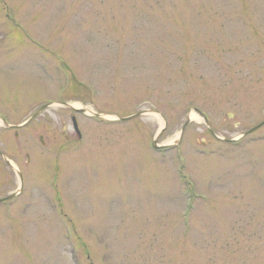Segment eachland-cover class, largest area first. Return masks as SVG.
Returning a JSON list of instances; mask_svg holds the SVG:
<instances>
[{"label": "rangeland", "instance_id": "rangeland-1", "mask_svg": "<svg viewBox=\"0 0 264 264\" xmlns=\"http://www.w3.org/2000/svg\"><path fill=\"white\" fill-rule=\"evenodd\" d=\"M0 152V264H264V0H0Z\"/></svg>", "mask_w": 264, "mask_h": 264}, {"label": "water", "instance_id": "water-1", "mask_svg": "<svg viewBox=\"0 0 264 264\" xmlns=\"http://www.w3.org/2000/svg\"><path fill=\"white\" fill-rule=\"evenodd\" d=\"M194 110H195V111H196V112L202 117V119L204 120V122L208 125V122H207L205 116H203V114H202L198 109L195 108ZM188 122H189V119H187L186 122H185V124L183 125V127H182V129H181V131H180V136H181V134H182V132H183V130H184V128H185V126L187 125ZM215 137H216V136H215ZM217 138H218V137H217ZM5 159H6V158H5ZM6 161L9 162L7 159H6ZM19 176H20V179H22V178H21V174H20V172H19ZM18 192H19V190L16 191L15 193H13V194H11V195L5 197V199H10V198H12V197L15 196Z\"/></svg>", "mask_w": 264, "mask_h": 264}]
</instances>
